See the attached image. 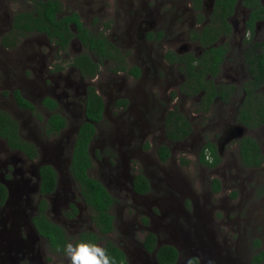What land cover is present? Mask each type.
<instances>
[{
	"label": "flooded vegetation",
	"instance_id": "flooded-vegetation-1",
	"mask_svg": "<svg viewBox=\"0 0 264 264\" xmlns=\"http://www.w3.org/2000/svg\"><path fill=\"white\" fill-rule=\"evenodd\" d=\"M26 3L28 9L18 12L30 14L35 10L33 1ZM259 5L251 9V0H236L231 7L221 1L217 8L215 0H69L58 15L79 17L87 29L88 46L79 37L76 23H70L75 37L66 48L45 33H12L17 12L2 10L0 22L8 29L0 37L1 53L8 54L30 35H39L49 43L50 52L45 57L52 62L43 67L45 70L37 63L33 80L21 81L19 89L10 88L11 76L0 77L1 88L9 91L5 95L12 100L5 109L1 103L0 112L14 119L20 139L36 152L32 159L0 137V264H68L63 252L51 247L49 237L39 231L35 219L46 223L47 219L66 243L91 242L90 234L96 235L100 239L96 244L105 247L108 254L110 248L119 250L127 264H162L158 254L163 248L177 251L175 264H255V257L263 252L257 247L260 242L253 243V255L248 243L238 247L235 254L225 241L216 242L210 250L192 249L185 238L209 230L204 223L206 213L210 215L216 206L207 199L199 203L192 199L197 206L192 215L187 208L190 201L184 202L187 187H179L173 171H165L161 165L173 162L178 145H188L198 163L208 167L201 163V153L211 143L221 158L214 168L222 163L223 146L233 144L246 168L240 157V142L264 126L249 129L239 122L246 101L244 88L255 84L251 61L264 60V0ZM254 13L260 19L251 30ZM100 36L114 45L113 59L101 60L91 50V44L102 50L97 41L91 43ZM54 52L56 57H52ZM104 52L107 56L111 51ZM87 57L98 65L94 75L90 74L94 68L89 67ZM30 89L38 93L34 95ZM17 92L32 108L23 107ZM94 94L104 106L102 120L94 124L96 132L89 144L92 166L87 174L114 200L107 210L113 217V230L108 233L95 225L93 217L98 212L86 203L70 172L81 125L89 122L88 104ZM187 102H193L198 115L185 112ZM176 110L182 112L191 130H187L186 138L175 142L169 138L166 124ZM254 113L253 106L251 115ZM55 115L64 117L66 126L49 133L48 122ZM14 116H28V120L23 123ZM71 116L76 118L75 124ZM105 119L110 121L109 128L99 134ZM26 126L28 132L24 133ZM207 132L212 135L210 141H206ZM96 147L99 150L92 155ZM162 147L169 151L164 160ZM207 160L214 161L212 156ZM43 169L45 173H51L48 169L55 172L56 186L50 193H43ZM139 176L150 187L148 191L136 190L142 182ZM43 201L47 209L41 212Z\"/></svg>",
	"mask_w": 264,
	"mask_h": 264
},
{
	"label": "trees",
	"instance_id": "trees-1",
	"mask_svg": "<svg viewBox=\"0 0 264 264\" xmlns=\"http://www.w3.org/2000/svg\"><path fill=\"white\" fill-rule=\"evenodd\" d=\"M34 3L35 10L30 14L26 12H17L14 17L13 30L12 33L19 36H25L30 33H45L48 35L52 42H55L57 45L66 48L70 38L75 37L72 31L69 28L70 23H76L77 29L79 30V37L84 40L85 46H88L87 40V29H85L78 16H66L59 17L63 9V4L61 0H31ZM216 8L219 6V3L223 1L224 5L231 7L233 2L236 0H215ZM248 2V0H245ZM260 0H251V9H257L260 7ZM227 2H230L228 4ZM258 16V15H257ZM254 13L251 16V30L255 28L256 21L260 19ZM84 33V34H83ZM97 41L102 45V50H99L94 44H91V50H95V55L98 56L101 60L103 59H113L115 51L114 45L108 40V38L100 36L98 38L92 39L91 43ZM106 50L111 51L109 55L105 56ZM258 56V55H256ZM88 58L89 67L94 68L92 72L95 74V70L98 69L92 60ZM191 63V62H190ZM192 67L193 64L191 63ZM196 67V66H195ZM194 68V67H193ZM251 72L255 77V84L252 87L244 88L246 92V101L241 110V116L239 117V122L246 126L247 128H258L260 125H264V92L257 93V90L263 86L264 83V60H255L251 61ZM259 74H258V73ZM195 74V73H194ZM16 98L22 103L23 107L32 108V106L27 103L17 92L15 94ZM95 98L92 99L88 104V112L86 119L89 122H83L77 138L75 151L73 153V159L71 164L70 172L74 180L78 184V188L81 191L86 203L91 209H94V212L98 214L94 215V223L103 233H108L113 230V217L109 215L107 210L114 203L113 198L108 194V192L103 188L102 184L95 179L91 178L87 174V170L92 166V159L89 155V144L95 135V123H98L102 120V111H103V101L100 97H97L94 94ZM225 97V95H224ZM256 98L254 101L251 98ZM249 102V103H248ZM251 102H257L255 105H251ZM255 107V113L251 115L252 107ZM255 115V116H254ZM255 117H260L261 120L254 119ZM49 133H55L60 131L63 127L66 126V119L62 116L55 115L48 122ZM167 131L169 133V138L172 141H178L183 138H186L188 135L187 130H191L189 123L185 116L179 110H176L175 113H172L167 117L166 124ZM18 124L10 116L4 115L3 112H0V137L8 141L9 146L15 150H21L30 158L36 156L34 148L30 145H27L26 142L20 139L18 135ZM240 157L243 162V165L249 169H258L262 166L264 161V155L262 149L258 142L253 140L251 137H245L240 142ZM161 158L164 160L169 156V151L167 147H162L161 149ZM212 156V163L207 160V157ZM221 162L217 150L214 144L209 143L201 153V163L206 164L210 168H214ZM189 162L183 160V165H188ZM51 173H45L43 169V184L42 189L43 193H50L54 190L56 186V176L55 172L48 169ZM139 186L136 187V190L139 192H145L150 189L147 183L144 182V178L139 176ZM213 191L218 193L221 190L222 184L219 180H214L212 182ZM4 199V197L2 198ZM47 209V203L42 202L41 212H44ZM43 215V213H41ZM37 221L35 223L38 225V229L42 232V235L48 236L51 241V247L53 248H63V243H66L65 240H61L58 236L59 230L56 226L48 222ZM43 225H48L44 227ZM51 226V227H50ZM47 231V232H46ZM89 241L96 243L100 241L96 235L90 234ZM260 246L257 243V247ZM109 255L114 257L117 264H127L124 258V255L117 249L110 248ZM178 253L174 248H163L158 257L162 264H175L177 260ZM264 260V251L257 255L254 259L255 264H259ZM190 264H197V262H191Z\"/></svg>",
	"mask_w": 264,
	"mask_h": 264
},
{
	"label": "rangeland",
	"instance_id": "rangeland-1",
	"mask_svg": "<svg viewBox=\"0 0 264 264\" xmlns=\"http://www.w3.org/2000/svg\"><path fill=\"white\" fill-rule=\"evenodd\" d=\"M68 1L69 0H62L64 5H68ZM74 5L76 6V4ZM69 7L66 8L67 11L74 10L71 6ZM22 9H28L26 0L25 2L23 0H0V17L3 11L8 10L9 13H15ZM6 29L8 28L0 22V37L5 35ZM108 34L111 37L112 31L108 32ZM32 50L37 52V57H35L36 54L33 53L34 51ZM49 52L48 41L39 35H30L22 40L16 49L8 52V54H6V52L2 54L0 49V77L4 75L3 77L5 79L6 75L11 76V81L9 82L12 87L10 88H21V81L25 83L26 80H33L37 63L42 70H45L43 67L52 62L51 58L45 57ZM130 53L132 54L131 51ZM52 57H56V52L53 53ZM53 60L55 61V58ZM56 63L58 62L56 61ZM62 64L64 65L63 62ZM29 65H31L32 68H30ZM66 65L68 64L66 63ZM45 76L46 74H44L43 78H45ZM32 86L34 87L33 82ZM29 91L34 95L38 93L35 89H30ZM0 92V104H4H1V107L3 109L8 108L7 103H12V100L5 95L6 92L9 91L1 88V79ZM262 92H264V89L260 87L257 93ZM24 94L27 95V90ZM176 102L179 104L181 103L180 100ZM194 106L193 102L185 103V112H190V115H198L196 112L197 109L194 108ZM8 112L10 111L8 110ZM12 112H14V110H12ZM14 117H20L18 119H21L23 123H26L28 120V116ZM208 118L212 119L213 116H208ZM75 119L71 116V121L73 120L72 122H74V124ZM109 123L110 121L108 119L104 120L99 126V134L106 133L109 128ZM27 130L28 126H26L24 133H27ZM248 136L257 140L264 155V126L249 132ZM211 138L212 135L207 132L206 141H210ZM98 150L99 148L96 147L92 155ZM222 150L221 165L217 168H209L201 166L198 163V158L195 156V153L192 152L190 146L178 145L175 157L172 160L173 162L164 163L161 167L165 171H173L174 180L178 183L179 187L183 190L187 187L188 194L184 202L187 204L190 201L187 208L192 215L196 214L194 210L197 209V206L192 203V199L196 202L201 200L203 202L204 199H207L205 201L211 202L216 206L214 210L211 209L210 215L206 213V221L204 223L209 230H205L204 233L198 236H194V234L191 233L190 236L187 235L185 238L188 244L191 243L193 250L197 252L210 250V247L216 242L222 244L225 241L231 254L232 252L235 254L237 248H240L243 243H248V251L253 255V243L260 242L261 249L264 251V165L258 169L244 168L240 163L236 144L224 145ZM183 160L188 161L189 164L183 165ZM64 166L65 162L61 164V167ZM216 179L221 182L222 191L220 190V193L214 195L212 193L213 187L211 182ZM233 179H236V181L232 182ZM224 181H228L226 186ZM180 203H177L178 207H181L182 203ZM119 207H121V205ZM183 236L184 235H182V237ZM245 256L246 258L249 257L248 254H245ZM245 262L247 263L248 260Z\"/></svg>",
	"mask_w": 264,
	"mask_h": 264
},
{
	"label": "clouds",
	"instance_id": "clouds-1",
	"mask_svg": "<svg viewBox=\"0 0 264 264\" xmlns=\"http://www.w3.org/2000/svg\"><path fill=\"white\" fill-rule=\"evenodd\" d=\"M68 264H117L114 257L110 256L107 249L100 244L79 241L67 242L62 249Z\"/></svg>",
	"mask_w": 264,
	"mask_h": 264
},
{
	"label": "water",
	"instance_id": "water-1",
	"mask_svg": "<svg viewBox=\"0 0 264 264\" xmlns=\"http://www.w3.org/2000/svg\"><path fill=\"white\" fill-rule=\"evenodd\" d=\"M241 130V129H240ZM242 131V130H241ZM243 132V131H242Z\"/></svg>",
	"mask_w": 264,
	"mask_h": 264
}]
</instances>
